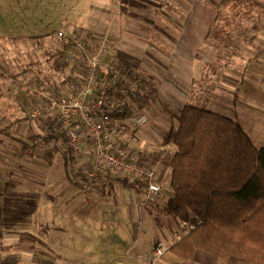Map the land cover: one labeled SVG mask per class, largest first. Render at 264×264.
I'll return each mask as SVG.
<instances>
[{"label": "crops", "instance_id": "crops-1", "mask_svg": "<svg viewBox=\"0 0 264 264\" xmlns=\"http://www.w3.org/2000/svg\"><path fill=\"white\" fill-rule=\"evenodd\" d=\"M113 1V5L108 0L94 5L88 0L86 13L81 14L72 11V2L64 0L42 13L43 18L34 24L35 28L40 26L41 33L19 40L17 35L2 38L0 33V192L3 194L0 206L3 207L6 197L18 201L19 197L32 195L37 202L27 224L30 228L18 220L17 213L5 214L4 222H7L0 225V264L25 263V232L41 240L51 253L47 243L51 228L45 226L47 220L43 219V208L35 193L27 189L37 187L35 180L25 179L21 173L28 168L18 160L22 148L39 130V120L31 118L30 113L41 103L26 95L21 81L27 78L39 82L40 75L50 74L46 67L51 65L46 58L57 51L50 46L58 43L53 31L73 26L84 33L85 30L109 31L111 47L103 60L142 78L140 92L124 99L113 125L120 138L157 169L162 190L156 203L140 209L144 186L139 183L121 188L113 203L108 202L114 209L112 219L118 227L107 245L101 243L91 249L93 256L104 252L97 258L70 259L69 263L252 264L233 256L221 258L204 250H198L191 260L173 255L169 248L154 258L152 248L160 241L168 246L175 243L173 230L181 225L166 211L172 193L170 162L177 149L169 141L176 121L167 109L174 113L191 103L216 110L238 120L254 144L264 147V133L258 127L264 122V0ZM5 19L0 15L1 26H6ZM31 44L34 47L31 50L35 51L34 65L27 70L24 50L31 51ZM77 76L76 66L68 65L64 72L49 78L48 85L68 93L74 84L72 77ZM135 112L147 113L149 122L140 128L129 126L126 118ZM44 149L38 150V154L46 155ZM61 167L65 172L64 164ZM114 177L118 176L103 169L91 190L104 189L106 194L112 189L116 191ZM47 189H50L48 184ZM47 195L51 198L48 192ZM54 200V197L49 199L48 205L55 204ZM3 216L1 213L0 220ZM107 217L100 218L106 221ZM85 239L90 241L88 237ZM51 261L54 263V259Z\"/></svg>", "mask_w": 264, "mask_h": 264}, {"label": "trees", "instance_id": "trees-1", "mask_svg": "<svg viewBox=\"0 0 264 264\" xmlns=\"http://www.w3.org/2000/svg\"><path fill=\"white\" fill-rule=\"evenodd\" d=\"M88 36V48L92 50ZM46 59L56 73L64 72L70 63L80 64L67 62L61 45ZM52 89L61 95L56 87ZM167 111L176 121L169 141L177 149L170 162L172 193L166 211L174 221L193 226L169 246V251L183 260H191L198 250H204L221 258L233 256L264 264V147L254 144L238 120L216 110L190 103L174 113ZM54 129L58 125L52 126L47 144L43 145L50 162L59 151ZM66 151L69 172L73 154ZM114 179L133 185L119 176ZM36 207L32 195L19 197L18 201L6 197L0 206V214L4 215L0 225L7 222L5 214L10 212L17 213L20 222L28 223Z\"/></svg>", "mask_w": 264, "mask_h": 264}, {"label": "built area", "instance_id": "built-area-1", "mask_svg": "<svg viewBox=\"0 0 264 264\" xmlns=\"http://www.w3.org/2000/svg\"><path fill=\"white\" fill-rule=\"evenodd\" d=\"M53 36L65 48L67 62H85L84 74L77 79L70 94L58 95L49 85L22 82L25 91L41 103L30 113L31 118L39 120V130L32 142L22 148L21 156H29L47 144L52 126L58 125L75 160L87 156L80 166V182L85 191L95 187L102 170L107 169L134 185L144 186L139 207H150L161 195L158 171L120 138L113 125L124 99L140 92L142 78L123 72L114 62L104 63L103 58L111 46L106 35L98 37L92 50L76 28H58ZM126 122L133 128H140L149 122V115L135 112L127 116ZM191 228L192 225L181 223L180 228L173 230L175 239H181ZM168 248L164 242H157L152 248L154 258L162 256Z\"/></svg>", "mask_w": 264, "mask_h": 264}, {"label": "rangeland", "instance_id": "rangeland-1", "mask_svg": "<svg viewBox=\"0 0 264 264\" xmlns=\"http://www.w3.org/2000/svg\"><path fill=\"white\" fill-rule=\"evenodd\" d=\"M66 1L70 3L72 2V11H76L81 14L86 13L85 10L88 5V0H65V2ZM90 1L91 4L94 3V5L102 3V0ZM158 1L163 2V0ZM181 1L183 2V0ZM63 2L64 0H0V15L6 18V26L0 25V33H3L2 38L13 34L17 35L18 37H16V39L19 40L31 34L41 33L43 30H41L40 26L35 28L34 24H36L38 21H40L41 18H43L42 13L47 12L48 9L51 10V7H54L56 6V4ZM110 2H112L113 5L114 1L108 0V3ZM152 2L155 3L156 1L152 0ZM175 2L176 0L172 1V3ZM185 3H188V1L185 0ZM16 11H18V13H15ZM17 14L19 15V18H17ZM53 25L58 24L54 23ZM73 28H75V26H73ZM77 31H79L85 39H87V35L90 34V36H88L90 37L88 40L91 46L95 45L98 37L101 35L108 36L110 40L109 31L101 33H96L95 30H85V33L81 30ZM29 47L30 50H33L34 48L33 44H31ZM50 47H53V49L55 50H59L60 44L53 43V45ZM17 50L18 49L15 46V51ZM32 50L29 51L27 48H25L24 50V62L25 68L27 70L32 69L34 65L33 54L35 51ZM13 51L14 49L12 47L10 49V52L12 53ZM104 63L107 64L110 62H106L104 60ZM70 64L72 65V67L76 66L77 72L79 74V76H77L76 78L72 77L74 80V86L77 79L81 78V76H83L84 74L85 62H81L80 64ZM46 68L47 70H49V75L51 76L49 77L48 72H45V75H43V77L40 79V83L37 82L41 85H48L50 82L49 78L53 79V76L57 75V73L53 72L51 66L49 67L47 65ZM31 80L32 79L25 78L21 81V85L23 81L30 83ZM22 88L25 91L24 87ZM25 92L26 95H30L27 91ZM63 93L70 94L71 91L68 93ZM31 96L34 97V95ZM258 127L264 133V122H260ZM36 134L37 132L35 133V135ZM56 134H60L61 137H57L59 144V153L56 154L54 160L55 164L54 166H52L53 170L50 166V164L53 162L49 161V158L46 156L47 154H38V150H40L41 148L46 149L45 146H40L34 153L29 156H21L22 158H18V160L22 162V164L25 165L26 168H28V171L25 170L21 174L25 177L26 180H35L37 187L33 189H27L29 190V192L35 193L40 206L43 208V219L47 220L45 226L49 225V227L51 228V231H49L51 236L49 237L47 242L48 247H50L51 249V253H49V248H47L46 245L44 246L41 240L39 241L36 238L32 239L27 236L30 233H24V254L26 255L24 264H70V259L80 260L86 257H89V259H91L90 257H99L101 252H104V250L99 251L98 253L96 252V254L93 256V254H91V249H95L96 247L101 246V243L107 245L110 242V236L118 227L117 222L112 219L114 209L108 202L113 203V200L117 196V193L121 188H124V186H128V188H131L129 182L112 179L116 191L112 189V192L109 194H106L107 192L104 189H93L85 191L82 188L80 182V166L82 161L87 156H81L79 158L80 162L76 161L73 157V160L70 163L71 166L69 167V172H67L64 156L65 154L69 156V152L66 151L68 149L67 141H63V139H66V137L61 133L60 130H57ZM55 141L56 139L53 141V143ZM30 142H32V140ZM45 149L44 152H47L48 150ZM62 164H64L65 166V172H63L62 170ZM48 182H51V184H49ZM47 184L50 188L49 190L47 189ZM47 192L49 193L51 198L48 197ZM52 197L56 199L54 200L56 202L55 204L49 206V199L52 200ZM103 215L108 216L107 218L109 219L103 221L102 218H100ZM27 224L28 223H26V225ZM28 227L30 228V225ZM85 237H88L90 241L86 240ZM127 247L128 244L126 245V248ZM53 259L54 263H52L51 261Z\"/></svg>", "mask_w": 264, "mask_h": 264}]
</instances>
